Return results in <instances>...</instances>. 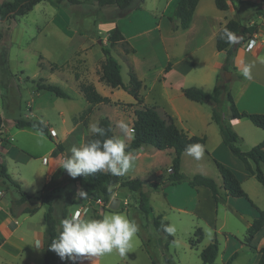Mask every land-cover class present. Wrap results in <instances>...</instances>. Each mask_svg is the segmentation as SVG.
<instances>
[{"label": "crops", "instance_id": "1", "mask_svg": "<svg viewBox=\"0 0 264 264\" xmlns=\"http://www.w3.org/2000/svg\"><path fill=\"white\" fill-rule=\"evenodd\" d=\"M88 1L94 2L92 0H86L85 2ZM177 1L178 0H164V3L161 7H158L155 1H153L152 7L149 9V12H151L150 14L152 16V24L151 22H149V18H145L146 13H143L142 15L135 16L134 20H132L131 23L128 21L122 23V18L102 20L98 22V28L101 29L100 32L103 31L101 33H103L104 35L105 43L109 42L108 38L114 28L120 29L126 41L132 48H134L132 46V41L135 38L147 34V39H150L153 44V54H164V64L160 65V69L154 77H152V75H149L146 71H142V74H140L139 70L135 68L137 72L135 73L138 74L137 76L142 81L140 96L142 98L143 104L156 105L162 116L170 115L174 119L175 124L189 135L205 137L206 142L204 147L207 152L214 157V161L217 160L223 163L236 173V175L241 180L242 187L246 191L252 203L246 198L240 197L250 204L249 207V205H247L245 202L241 203L239 198L226 195V190L223 187V178L221 173L219 172V174H214L213 176L215 179L213 177L212 178L217 182L220 191L223 194L221 203L224 206L223 222L221 225H218L220 206L216 204L210 188L203 185L191 186L188 183L190 187H185V185H182L183 187H181L178 186L179 184L172 185L177 186V189H179L177 191H173L174 193L172 195L164 191L165 189L163 187H165L166 185H163L162 182L172 171L171 165L173 157L175 155L174 148L165 150L157 149L156 152L150 153L147 149V146L150 145L144 144L141 147L130 151H136L137 156L140 159H144L149 156L154 157V155L156 154L162 155L166 157V159H168V163L170 165L167 168L168 174L164 177V179H160L163 172L161 174H158L159 171H162L160 167L155 168V179L149 180L141 177L147 182L146 184H158V188L154 189L155 191L147 192L148 210L143 212L149 214L150 220L153 224L154 218L160 216L161 221L163 223L166 222L167 225H172V213H177L179 215V221H182L185 216H187L184 214H189V216H193L198 220L196 221L193 218V221L188 224V222L184 219V223H186L188 226L187 234L190 235V240L194 239L195 231L200 227L203 231L202 241L205 238V233L207 231L206 229H210L211 232L209 235H212V232H214L216 236L218 235V233H224V228L226 226V217L228 216L229 212H232L236 214V216L238 215L243 218L245 226L247 227V236L250 225L258 215V209L264 210V194L256 188V186L254 185L255 183L252 181V178L256 179V177L246 169L244 163L238 157H236L224 144L220 132V127L212 118V105L207 102H199L189 99L184 95L182 90L183 87L197 85V87H200L208 93L212 92L216 84L219 67L220 65L224 64L227 56L226 51H219L217 49L216 37L223 25H225L230 19L238 18V11H236L234 7L233 9L229 8L228 10L219 9L216 5L215 0H198L190 25L187 28H174L172 21L166 14L171 10L173 11L174 5ZM139 2L142 4H146L147 0H133L131 4L125 8V12H128L134 6L136 8L141 7ZM255 4L259 5L257 10L258 12L256 11L250 16H246V24L256 26L259 39L264 45V1L256 2ZM132 12L133 10H130L128 13ZM158 16H162V18L160 19ZM156 18H159L160 20H156ZM153 19H155L154 24ZM175 23L179 25L180 20L176 19ZM157 39L163 44V47L161 43H156ZM84 41L85 40H78L76 42L75 48L77 49V51H85L91 49V45H85L83 43ZM157 44L161 45V51H159ZM249 45L250 44H248V42L246 41L237 47L234 57V66L236 67V69L234 71H231V79H233L235 75H237L238 77H242V68L248 64L252 65V78L246 79L243 76L240 85L234 92L231 93L233 95L234 102L240 111H247L249 113H264V48L259 55H254L253 49L252 47L249 48ZM214 48L216 49L214 50ZM136 51L137 50L135 49V51L132 52L133 55L136 54ZM123 53L126 56L130 57V52ZM104 59L105 57L101 58L98 61L102 63ZM84 61V63L88 64L86 60ZM90 64H95V62ZM55 66H57V68H63L62 65ZM151 66L153 67V65ZM193 72L196 74L195 76H193L194 81H189ZM73 77L75 78V76ZM86 81L92 82L102 95L111 98L112 101H120L124 105H131L133 107V113L131 112L132 116L130 126V131L133 133L132 125L135 119L134 109L138 107V105H135V98L122 88H112L109 85V87H106V85H104L105 82L100 79V76L97 79L89 78V80ZM123 81L126 84L129 82H126L124 79ZM33 82L36 84V81ZM75 82L77 86L76 88L79 89L78 81L76 79ZM40 91L41 90L35 93L36 97L42 96ZM79 92L82 95L80 90ZM50 93L57 96L53 92ZM68 98H70V95ZM32 101L34 102V104L36 103L35 98H32ZM100 105L101 104L91 105L87 101L84 110L78 112L75 116L72 117L71 124H69V116H65V112L62 111L59 113L62 116L63 125L61 126V128H57L56 126L51 125L49 129L51 138L50 136L45 134L52 142H54L53 147L50 150L51 156L46 160V167L48 169L46 186L44 187V189H42L40 194L35 195L31 192L23 190L21 186V178L19 177L20 179H13L6 169L5 165H3V163L0 161L1 170L2 166H4L7 174L9 175V178L0 176V182L3 185H6L5 180L11 181L13 184H15L16 182L17 184L15 185L18 187L20 192L19 197H14L11 200H7L5 198L7 188L0 186V264H44V238L46 228L45 213L47 209L45 210L43 208L44 203L42 202L40 197H42V194L47 190L52 191L53 189L54 192L56 189H58L59 183L63 182L61 184H64L65 181L73 180V177H71L67 173V171L62 169L61 167L63 158L71 155L70 149L73 145L80 146L87 143L89 135L92 134V132L89 131V125L96 123L99 124V120L101 117L98 116L95 118L93 116V113L97 108H99L98 106ZM39 107L40 106L38 105V108ZM28 108L29 111L33 113L32 104H28ZM89 108H91L89 114L85 115L84 117H80L81 114ZM223 112L224 116L228 118V120H231L233 129L241 137L240 147L242 148V150H249L253 146L264 140V130L254 125L249 118H236L234 121L232 120L234 119V117L230 112L229 102L227 101V99L226 102L223 103ZM1 116L2 114L0 113V118L2 119ZM26 116L27 120H38L31 118L32 116ZM16 121L17 120H15L14 122V127L16 129L14 127H11V129L14 128V131H12L13 129L6 130L2 122V129L0 130V156H3L5 154L9 156L11 155L10 157H12L13 160H20L21 162L28 164L33 158H35L34 155L37 148L29 144L30 139L27 138V135L26 137H24L22 135H19V133L25 132L26 134L31 136L30 134L34 135L36 134V132H41L28 126L18 127L16 125ZM42 122L50 124V120H44ZM121 131L124 132V129H122ZM132 138L133 136L128 135L126 143L128 141H131ZM11 141H15L16 144L11 143ZM58 144L61 145V148H58ZM192 161L197 160L188 155L185 151L181 157V170L189 177H193L197 173L186 170L185 165H187V167L188 165H192ZM59 171H62L63 174L59 178L54 180V174ZM13 180L15 182H13ZM22 191L30 195V198L21 203L19 199L21 198ZM161 191H164V197H162V193H159ZM113 197H116L115 193L113 194ZM241 205H245L246 208H243L244 210H241ZM34 206L38 207L35 212L30 213L26 211L27 207ZM95 207L96 205L94 201L87 196V201L84 202L80 207L75 209V211L84 210L87 212L88 216L97 218ZM119 208L116 210H112L109 214L121 213L126 215L129 219L133 220L131 218V214H127L124 209L122 210L123 212H121ZM250 208H252V210ZM74 212H70L69 210L68 217H70ZM104 215H106V212L100 215V218ZM58 216L59 215L56 216L57 219H59ZM225 238L229 245L230 237L225 235ZM210 239L212 241L214 240V238ZM245 239L244 243L242 242L240 245L230 250V252H228L229 248L227 246L225 247L224 252H228V256L222 255L221 260L223 261V263L226 264L230 257L234 254H236L235 259H237L238 251L246 249V247L256 251L258 253L256 254V257L259 258L258 250L264 246V225L255 234L250 242V245L256 247V249H252L251 247L246 245ZM147 240L150 241V239L147 238L139 230L137 235L133 238L129 252L125 257H120L118 253L114 251L111 254H105L100 257L76 256L74 259L60 258V263L157 264L158 258L156 254L153 251L149 250V248L147 247ZM196 245L197 243L193 246ZM219 255L220 246L216 261ZM235 259L231 264L235 262Z\"/></svg>", "mask_w": 264, "mask_h": 264}, {"label": "rangeland", "instance_id": "2", "mask_svg": "<svg viewBox=\"0 0 264 264\" xmlns=\"http://www.w3.org/2000/svg\"><path fill=\"white\" fill-rule=\"evenodd\" d=\"M3 1L4 0H0V4ZM153 1H155L158 7H161L164 3V0H147L146 4L139 2L141 7L136 8L134 6L130 9L133 10V12L128 13L130 10L125 12V8L122 9L117 5L100 6L96 2L91 1L83 4H72L68 0H42L27 14L19 16L16 19L11 18L0 21V113L2 114L1 117L4 128L6 130L13 129L12 131H14L15 120L26 119V115L41 121L50 120L49 123L52 126L61 128L63 122L62 116L59 113L62 111L65 112V116H69V124H71L72 117L84 110L87 104V100L83 94L81 95L79 89L76 88L75 79L79 84V81H86L89 80V78L97 79L100 76L102 63L98 60L105 57L103 47H109L111 49L113 56L121 65L122 77L126 82L129 81L130 70L132 69L136 72L135 68L139 70L140 74H142V71H146L149 75L154 77L160 69V65L164 64V54H153V44L150 39H147V34L141 35L132 41V46L137 51L135 55L132 53L134 51L130 52L131 54L129 57L123 53L125 52L123 44L118 43V45L111 47V43L110 45L109 42L105 43L104 35L101 33L103 31L100 32L101 29L98 28L99 21L122 18V23L127 21L131 23L135 16L142 15L143 13H146L145 18H149V22L152 24V16L149 9L152 7ZM253 5H255V7L259 6L257 4L245 5V9H256ZM245 9L239 12L242 22H245V16H247ZM171 13L172 10L166 15L169 16ZM158 17L160 19L162 18V16ZM159 18H156V20H160ZM154 22L155 19H153V24ZM78 40H85L83 43L85 45L90 44L91 49L77 51L75 46ZM156 43L161 42L157 39ZM157 47L159 51H161V45L157 44ZM215 49L216 48H214V50ZM84 60H86L88 64L84 63ZM93 62H95V64H90ZM41 63H43V65ZM55 65H62L63 68H57ZM151 65H153V67ZM222 66L223 65H220L218 74L221 73L224 81H226L225 78L231 76V70L224 71ZM195 75L196 74L193 72L189 81H194L193 76ZM73 76H75V78ZM242 77L235 75L233 79L226 81L228 83L227 88L230 89L231 92H234L242 82ZM41 78L48 83L61 86L69 93L70 98L57 97L46 90H41L40 93L42 96L36 97L35 93L39 90H37L36 84L33 81H43L40 80ZM104 85L109 87L106 83H104ZM32 98L36 99L35 104ZM221 98L223 103L226 102L227 98L225 92L222 94ZM28 104H32L33 113L29 111ZM38 105L40 106L39 108ZM98 107L99 108L94 111L93 116L95 118L98 116H108L111 118L115 137L122 138L126 143L127 136H133V133L130 131L133 107L131 105H124L120 101H112L108 104H101ZM121 121L127 125V129L124 130V132H122V128L118 126V123ZM11 127L14 128L11 129ZM19 135L24 137L27 135V138L30 139L29 144L37 148L34 155L35 158L28 164H25L20 160H13V158L10 157L11 155L5 154L0 156V161L5 165L13 179L21 178L23 190L37 195L40 194L42 189L46 186L48 177L46 160L51 156L50 150L53 147L54 141L52 142L45 134L38 132L34 135L30 134L31 136L25 132H20ZM129 142L130 141L126 144ZM11 143L16 144L15 141H11ZM147 149L150 153L157 151V149L152 146H147ZM129 152L133 154L135 159L132 167L122 175L123 178L138 176L152 180L156 178V167H160L163 172L160 179H164L168 174L167 168L170 164L166 157L156 154L154 157L149 156L140 159L136 151ZM185 166L186 170L197 172L196 174L200 173L213 178L214 174H219L214 157L208 153L206 149L201 159L192 161V165H188V167L187 165ZM252 181L255 183L254 185L256 188L264 194L262 183L255 178H252ZM5 182L6 185L0 182V186L7 188L5 198L11 200L14 197H19L20 192L18 187L11 181L5 180ZM61 183L58 184V189L52 193L51 198L54 214L55 216L59 215V219V207L62 205L67 195L73 190L77 192L81 190L80 186L73 180L65 181L64 184ZM181 183L182 184L179 183L178 186L183 187L182 185H185V187H190L186 181ZM163 188L165 189L164 191L170 195L174 193L173 191L179 190L177 186H172L171 184ZM114 190L116 197L122 202L119 210L123 212L122 210L124 209L127 214H131V218L138 225L139 230L150 239V241H146V244L149 250L156 254L158 258L157 264H208L201 259L200 253L202 249L212 241L210 238H217L219 241L220 255L216 263L225 264L221 260L222 255L228 256L230 250L240 245L242 242L244 243L247 227L245 226L243 218L238 215L236 216V214L232 212H229L226 217L224 233H218L216 236L215 233L212 232V235H209L211 231L210 229H206L204 240L201 243H197L196 246H191L190 235L187 234L188 226L184 223L185 219L188 224H190L194 217L189 216V214H184L187 216H185V218L183 217L184 219L182 221H179V215L177 213H172L171 222L175 227V232L173 235L171 234L173 239H169L168 236L155 228L150 220L149 214L144 213L139 207V192L132 191L129 188H124L119 185L114 186ZM144 190L146 192L155 191L149 184H146ZM164 191L159 192L162 193V197L165 195ZM47 193L50 192L47 190L42 195L44 196ZM126 199L129 202L127 206L123 204ZM239 199L241 203L245 202L250 207V204L246 200L243 198ZM86 201L87 198L83 199L76 196L73 204L69 207L70 212H74L75 209ZM221 202L219 203L218 225H221L223 222L224 206ZM43 208L46 210L47 206L44 204ZM240 208L244 210L243 208H246V206L241 205ZM250 209L252 210V208ZM111 211L112 209H108L106 215L111 213ZM194 220L197 221L198 219L194 218ZM225 235L230 237L229 245ZM226 246L229 248L228 252H224ZM256 254H258L256 251L247 247L246 249L239 250L237 254L238 258L235 259L233 264H256L258 261Z\"/></svg>", "mask_w": 264, "mask_h": 264}, {"label": "trees", "instance_id": "3", "mask_svg": "<svg viewBox=\"0 0 264 264\" xmlns=\"http://www.w3.org/2000/svg\"><path fill=\"white\" fill-rule=\"evenodd\" d=\"M41 1L42 0H4L0 4V21L25 15L30 10H32L37 3ZM68 1L72 4H81L86 0ZM92 1L96 2L100 6L113 4L124 9L128 7L133 0ZM215 2L219 9L228 10L230 8V5H233L234 9L238 11V18L230 19L225 25H223L220 28L216 37L217 49L219 51H226L227 53L222 69L224 71H234L236 69V67L234 66V57L237 47L243 42H245L247 38V33H251L256 30L255 25L246 24V16L245 22H242L239 16V12L244 11L243 9H245V5H251L255 3H250L243 0H215ZM197 3L198 0H178L176 2L172 13L169 15V19L172 21L174 28H187L190 25ZM253 6L255 7V5ZM255 8L256 9L254 10L245 9L247 13L246 15L250 16L251 14L256 12L258 10V7ZM176 19L180 20L179 25L175 23ZM224 28H227L236 35L242 34L241 41L238 44H229L226 42L225 39H221V33ZM108 41L111 43V47L118 43H122L125 47L126 53L135 51V49L132 48L126 41L124 35L118 28H114L112 30ZM103 52L105 55V59L101 64L100 79L112 88H122L127 91L135 98V105H138V107L134 109L135 119L132 125L133 138L127 145L126 151L129 152L130 150L137 149L144 144L153 146L158 150L174 148L175 155L173 157L171 165L172 171L162 182V184L176 185L186 181L191 186H206L210 188L216 204L219 205L223 194L221 193L217 182L212 177L206 176L204 174H196L193 177H189L181 170V157L182 154L185 152L186 146L194 143H200L202 145H205V137L189 135L175 124L174 119L170 115L162 116L156 105L143 104L142 98L140 96L142 81L139 79L135 71L132 69L130 70L129 82L127 84L124 83L121 73V65L118 60L113 56L111 49L109 47H103ZM41 64L43 65V63ZM40 80L43 81L36 82V88L38 90L50 91L62 98L69 97V94L61 86L53 83H48L43 78H41ZM227 84L228 83L224 81V78L221 73H219L216 78V85L212 92L208 93L197 86L183 87L182 90L184 95L189 99L199 102H207L212 105V118L220 127V132L224 144L231 150V152L236 157H238L244 163L246 169L251 174H253L256 179L261 182L264 186V140L258 143L257 145L253 146L249 150H242V148L240 147L241 137L233 129L231 120H228V118L224 116L223 100L221 96L224 92L226 93V98L229 102V109L234 118H249L254 125L262 128L263 130L264 113H249L247 111H240L234 102V98L230 89L227 88ZM78 86L85 99L91 105L108 104L112 102L111 98L102 95L92 82L79 81ZM90 111L91 108L85 110L80 117L88 115ZM16 125L18 127H31L37 131H40L43 134L50 136L51 138L49 131L50 125L40 120L18 119L16 121ZM98 125L105 129L106 137L115 136L112 120L108 116L101 117ZM1 129L2 119L0 118V130ZM97 138L101 137H98L97 135L92 133L89 135L87 142ZM58 148H61L60 144H58ZM215 163L219 172L222 175L223 187L226 190V195L236 198L243 197L252 203L246 191L242 187L241 180L236 175V173L217 160H215ZM62 174V171L55 173L53 179L55 180L59 178ZM0 176L4 178H9V175L7 174L4 166H2ZM73 181H75L85 192H87V196L93 201L102 197L106 202H109L112 199L115 191L114 186L119 185L122 187H127L132 191L139 192V207L143 211L148 210V194L143 190L147 182L141 177H128L123 179L121 175L115 176L110 173L96 172L87 176L79 175L73 178ZM13 182L15 181L13 180ZM15 184L17 183L15 182ZM150 186L153 189L158 188V184H150ZM49 192L50 193H47L46 195L40 197L42 202L47 205V210L45 213L46 228L44 238V264H59L60 257L55 251L51 250L50 246L52 242L56 238H58L62 230L60 221L68 217L69 207L73 204L74 199L77 196V191H71L62 202V205L59 207L60 219H57L54 214V207L51 200L53 189ZM28 198H30V195L22 191V195L19 201L22 203ZM37 209V206L27 207L26 211L33 213ZM97 218H100V216L97 215ZM166 225L167 223H163L161 221L160 216L154 218V226L156 227V229L160 230L162 233L168 236L169 239H172L171 234L164 231V226ZM263 225L264 210L258 209V215L250 225L248 234L245 239L246 245H248L252 249H256V247L250 245V242ZM202 239L203 231L199 227L195 231V238L191 239L190 243L194 245L196 243H200ZM218 252L219 242L217 238H215L211 243H209L205 248H203L200 253V257L205 263L216 264ZM258 252L259 258L256 264H264V246L261 247ZM235 257L236 254L232 255L226 264H231Z\"/></svg>", "mask_w": 264, "mask_h": 264}, {"label": "clouds", "instance_id": "4", "mask_svg": "<svg viewBox=\"0 0 264 264\" xmlns=\"http://www.w3.org/2000/svg\"><path fill=\"white\" fill-rule=\"evenodd\" d=\"M221 39L229 44H238L240 37L224 28ZM254 46V42L249 48ZM251 67L248 64L242 68V75L251 79ZM118 126L124 130L127 125L121 121ZM89 131L97 135L83 145H73L70 156L63 158L61 167L75 178L79 175H89L96 172L110 173L115 176L124 175L133 165L135 157L126 151L127 145L120 137H106L105 129L98 123L90 124ZM185 151L196 160L203 157L204 145L194 143L186 146ZM87 192L78 191V198H87ZM61 232L50 248L55 251L61 259H74L76 256L100 257L111 254L114 251L120 257H125L131 247L133 238L139 231L134 220L129 219L121 213L104 215L101 218H93L85 211H75L70 217L60 221ZM164 231L169 234L175 232L173 225L164 226Z\"/></svg>", "mask_w": 264, "mask_h": 264}, {"label": "built area", "instance_id": "5", "mask_svg": "<svg viewBox=\"0 0 264 264\" xmlns=\"http://www.w3.org/2000/svg\"><path fill=\"white\" fill-rule=\"evenodd\" d=\"M243 1H246V2H252V3H256V2H263L264 0H243ZM230 9H233V5H230ZM248 42V44H251L252 42H254V46H252V49H253V52H254V55H259L263 48H264V45L262 43V41L259 39V35H258V31L255 30L251 33H247V38L245 40V42ZM236 118L232 119L233 121L235 120ZM50 127H51V124H49ZM162 171H159L158 174H161ZM94 203L96 205L95 207V213L100 216L102 214H104L109 208V202H106L102 197L94 200ZM121 201H120V206H121ZM124 205H128L129 202L128 200H124L123 202ZM78 211H81L82 213H84L85 211L84 210H78ZM81 257H87V256H81Z\"/></svg>", "mask_w": 264, "mask_h": 264}, {"label": "water", "instance_id": "6", "mask_svg": "<svg viewBox=\"0 0 264 264\" xmlns=\"http://www.w3.org/2000/svg\"><path fill=\"white\" fill-rule=\"evenodd\" d=\"M237 36L240 37V41H241L242 34H238ZM229 79H231V76L229 78H225L226 81H228ZM119 206H120V199H118L117 197H112V199L110 200V203H109V208L112 210H116L119 208Z\"/></svg>", "mask_w": 264, "mask_h": 264}]
</instances>
